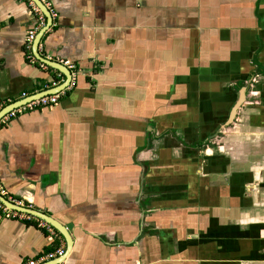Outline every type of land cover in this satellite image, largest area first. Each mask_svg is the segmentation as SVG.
Wrapping results in <instances>:
<instances>
[{
  "label": "crops",
  "instance_id": "obj_1",
  "mask_svg": "<svg viewBox=\"0 0 264 264\" xmlns=\"http://www.w3.org/2000/svg\"><path fill=\"white\" fill-rule=\"evenodd\" d=\"M47 1L40 54L81 72L0 122V183L63 264H264V0ZM31 4L0 0V112L66 82ZM32 218L0 213V264L53 248Z\"/></svg>",
  "mask_w": 264,
  "mask_h": 264
},
{
  "label": "built area",
  "instance_id": "obj_2",
  "mask_svg": "<svg viewBox=\"0 0 264 264\" xmlns=\"http://www.w3.org/2000/svg\"><path fill=\"white\" fill-rule=\"evenodd\" d=\"M30 1V0H29ZM41 2L46 6V8L50 11L52 18L56 17V14L53 10L50 9V4L47 0H41ZM31 5L33 7V18H34V25L33 27L28 31V34L26 36L25 40V51H26V57L27 60L31 63L40 64L43 68H48V65L44 64L43 62L39 61L37 57L34 54L33 46L34 42L38 36V34L47 26V18L44 15V13L37 7V5L31 1ZM40 47V46H39ZM49 60V59H48ZM50 61V60H49ZM56 63H59L63 66H65L72 74V82L76 79V76L81 72L79 67L75 65L74 63H70L68 61H58ZM29 97L26 93L22 95V99H25ZM59 95H51L43 97L37 101H34L26 106H23L15 111H13L8 116L14 115L16 112H25L30 109L34 108H42V107H48V106H56L59 103ZM6 116V117H8ZM0 196L7 199L10 203L13 205H16L18 207H26L23 202H21L18 199H14L13 197H10L8 195L7 190L5 189L4 185L0 183ZM0 213L8 219H19V220H31L33 219L32 216L20 213L17 211H13L6 207L1 201H0ZM60 240V245L57 247L53 252H50L48 254H45L41 256L37 260H31L27 264H46L53 261H56L58 259H61L66 254V246L63 243L62 238L59 237L57 234L56 239Z\"/></svg>",
  "mask_w": 264,
  "mask_h": 264
},
{
  "label": "water",
  "instance_id": "obj_3",
  "mask_svg": "<svg viewBox=\"0 0 264 264\" xmlns=\"http://www.w3.org/2000/svg\"><path fill=\"white\" fill-rule=\"evenodd\" d=\"M32 2H34L37 7L39 9H41V11L44 13V15L47 18V26L38 34L35 42H34V46H33V50H34V54L37 57V59L41 62H43L44 64L48 65L49 67L59 71L62 75H64L66 77V82L63 83L61 86L54 88L50 91H46V92H42L40 94H36L30 97H27L21 101H18L16 103H13L9 106H7L6 108H4L1 112H0V122L9 114H11L13 111L26 106L34 101H37L43 97L46 96H51V95H57L63 91H65L67 88L70 87V85L72 84V74L71 72L63 65L53 62V61H49L47 59H45L43 56H41L40 51H39V46L40 43L43 39L44 34L46 33V31L51 27L53 19H52V15L50 13V11L46 8V6L41 2V0H31ZM0 201L9 209L13 210V211H17L20 213H24L27 215H30L32 217H35L37 219L42 220L43 222H45L46 224L50 225L51 227H53L56 231H58V233H60L64 239L66 240L67 244H68V249L66 251V254L63 258L58 259L56 261L50 262V263H46V264H63L67 255L69 254V252L72 249V238L70 236V233L68 232V230L62 225L60 224L58 221H56L55 219L49 217L48 215L41 213L39 211H36L34 209H30V208H24V207H18L16 205H13L12 203H10L7 199H5L4 197L0 196Z\"/></svg>",
  "mask_w": 264,
  "mask_h": 264
},
{
  "label": "trees",
  "instance_id": "obj_4",
  "mask_svg": "<svg viewBox=\"0 0 264 264\" xmlns=\"http://www.w3.org/2000/svg\"><path fill=\"white\" fill-rule=\"evenodd\" d=\"M24 205L27 207L26 204H24ZM58 235H59L60 238H63L62 235H61L60 233H58ZM60 244H61V243H60V240L57 238V239L55 240V242H54V246H53V248H52L51 250H49L48 252H46L45 254H48V253H50V252H53L57 247H59Z\"/></svg>",
  "mask_w": 264,
  "mask_h": 264
}]
</instances>
